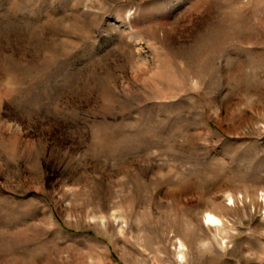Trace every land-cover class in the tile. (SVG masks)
I'll use <instances>...</instances> for the list:
<instances>
[{"label": "rangeland", "instance_id": "374dc122", "mask_svg": "<svg viewBox=\"0 0 264 264\" xmlns=\"http://www.w3.org/2000/svg\"><path fill=\"white\" fill-rule=\"evenodd\" d=\"M263 191L264 0H0V264H264Z\"/></svg>", "mask_w": 264, "mask_h": 264}, {"label": "bare ground", "instance_id": "6f19581e", "mask_svg": "<svg viewBox=\"0 0 264 264\" xmlns=\"http://www.w3.org/2000/svg\"><path fill=\"white\" fill-rule=\"evenodd\" d=\"M230 198L232 200V203L235 202L234 198L232 195H230ZM260 205L263 206L264 208V191L261 193V196H260ZM204 221L206 224H209L213 227H215L216 229L222 227L224 225V218L221 217V216H218L212 212H209L207 211L204 215Z\"/></svg>", "mask_w": 264, "mask_h": 264}]
</instances>
